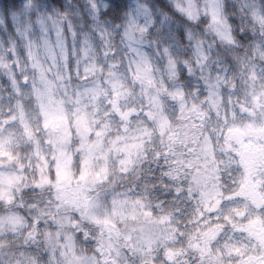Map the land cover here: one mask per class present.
<instances>
[{"label":"clouds","instance_id":"1","mask_svg":"<svg viewBox=\"0 0 264 264\" xmlns=\"http://www.w3.org/2000/svg\"><path fill=\"white\" fill-rule=\"evenodd\" d=\"M0 264H264V0H0Z\"/></svg>","mask_w":264,"mask_h":264}]
</instances>
